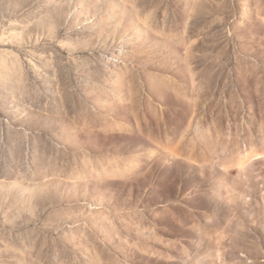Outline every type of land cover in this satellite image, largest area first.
<instances>
[{"label":"rangeland","instance_id":"rangeland-1","mask_svg":"<svg viewBox=\"0 0 264 264\" xmlns=\"http://www.w3.org/2000/svg\"><path fill=\"white\" fill-rule=\"evenodd\" d=\"M0 264H264V0H0Z\"/></svg>","mask_w":264,"mask_h":264}]
</instances>
